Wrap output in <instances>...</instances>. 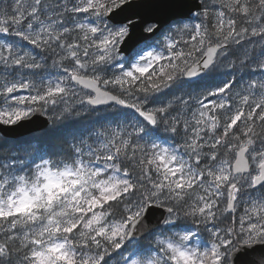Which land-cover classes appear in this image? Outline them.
Listing matches in <instances>:
<instances>
[{
	"label": "snow or ice",
	"instance_id": "obj_1",
	"mask_svg": "<svg viewBox=\"0 0 264 264\" xmlns=\"http://www.w3.org/2000/svg\"><path fill=\"white\" fill-rule=\"evenodd\" d=\"M0 264H264V0H0Z\"/></svg>",
	"mask_w": 264,
	"mask_h": 264
},
{
	"label": "water",
	"instance_id": "obj_2",
	"mask_svg": "<svg viewBox=\"0 0 264 264\" xmlns=\"http://www.w3.org/2000/svg\"><path fill=\"white\" fill-rule=\"evenodd\" d=\"M39 119H42V118H39ZM45 123L47 122L45 121ZM37 131H42V127H41V124L39 123V120L37 121V123H34V124L30 123L27 128L21 129V134L23 136H26L28 134H31Z\"/></svg>",
	"mask_w": 264,
	"mask_h": 264
},
{
	"label": "trees",
	"instance_id": "obj_3",
	"mask_svg": "<svg viewBox=\"0 0 264 264\" xmlns=\"http://www.w3.org/2000/svg\"><path fill=\"white\" fill-rule=\"evenodd\" d=\"M42 134H43L42 131H38V132H35V133L31 134V135L25 136V138L39 137V136H41Z\"/></svg>",
	"mask_w": 264,
	"mask_h": 264
}]
</instances>
